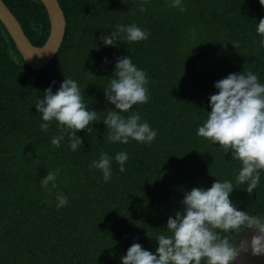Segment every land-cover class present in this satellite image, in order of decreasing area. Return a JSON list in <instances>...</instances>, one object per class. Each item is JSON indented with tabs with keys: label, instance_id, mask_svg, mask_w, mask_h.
I'll return each mask as SVG.
<instances>
[{
	"label": "trees",
	"instance_id": "obj_1",
	"mask_svg": "<svg viewBox=\"0 0 264 264\" xmlns=\"http://www.w3.org/2000/svg\"><path fill=\"white\" fill-rule=\"evenodd\" d=\"M57 1L64 37L40 70L24 64L0 23V264H121L133 243L155 253L168 218L183 212L184 194L216 180L233 182L230 199L238 210L264 218V171L249 195L246 185L235 183L241 162L197 135L211 111L209 97L218 92L215 82L251 71L264 84L259 0H181L184 11L171 7L173 0ZM2 2L30 43L40 46L48 32L42 4ZM133 23L148 32L146 40L128 42L121 33L111 47L99 39ZM124 56L147 73L150 95L120 114L138 112L157 132L151 144L110 142L102 122L115 106L99 89L111 80L109 63L115 78V63ZM64 78L77 82L98 115L90 133H76L83 141L76 151L66 134L59 148L51 144L60 130L53 121L42 131L35 108L43 92L51 86L55 93ZM122 151L128 154L123 172L114 159ZM101 153L113 158L108 181L91 167ZM57 168L56 188L41 187ZM60 193L68 203L57 208ZM239 232L221 235L233 242Z\"/></svg>",
	"mask_w": 264,
	"mask_h": 264
},
{
	"label": "clouds",
	"instance_id": "obj_2",
	"mask_svg": "<svg viewBox=\"0 0 264 264\" xmlns=\"http://www.w3.org/2000/svg\"><path fill=\"white\" fill-rule=\"evenodd\" d=\"M34 1L38 3L39 0ZM259 3L264 6V0H259ZM170 6L184 11L181 0H173ZM59 7L62 11L60 4ZM139 10H145L143 4ZM256 31L264 37V18H260ZM121 33L128 42L143 41L149 35L133 23L129 26L117 25L115 32L99 39L105 46L116 47V42L121 41ZM260 43L264 45V39ZM232 45L234 48L238 46ZM111 70L109 63L111 80L99 89L115 106V110L109 111L102 121L109 130L108 140L122 144L132 143V140L151 144L157 132L147 122L141 121L138 112H132L127 117L120 114L128 112L134 105L148 102L147 73L139 69L129 56L117 59L113 72L115 78ZM61 78L62 75L54 76L48 83L53 81L52 84H55ZM214 86L218 92L209 97L211 111L207 112L206 120L198 127L197 135L222 147L225 154L231 151L233 159L241 162L235 183L246 185L244 190L251 195L260 182V172L264 171V84L253 72L243 71L228 74ZM89 107L93 105L89 104ZM35 108L44 121L40 124L42 131L47 132L52 122H56L60 134L51 140L56 148L60 147L65 134L72 151L81 148L83 141L76 133L82 130L90 133L92 128L89 125L98 121L97 111L86 106L80 87L71 78H64L55 93L49 86L43 92V98L36 100ZM112 159L107 153H101L91 165L102 171L105 181L111 179ZM114 159L123 172L128 154L118 152ZM59 173V168L48 171L40 180L41 187L47 189L51 184L53 189L56 188ZM234 188L230 180H216L207 189L194 187L186 192L181 202L183 212L177 211L174 217L168 218L167 231L155 239L158 243L155 253L143 249L139 243H133L126 255L121 257V264H233L249 247L253 256L264 255V218L238 210L230 199ZM56 199L57 208L68 203L67 196L62 193L57 194ZM244 229L254 230L250 241L240 240L237 244V241L234 242L237 238L231 242L227 236L221 235Z\"/></svg>",
	"mask_w": 264,
	"mask_h": 264
},
{
	"label": "water",
	"instance_id": "obj_3",
	"mask_svg": "<svg viewBox=\"0 0 264 264\" xmlns=\"http://www.w3.org/2000/svg\"><path fill=\"white\" fill-rule=\"evenodd\" d=\"M39 1L46 11L48 33L40 46H34L25 36L19 22L0 0V23L11 38L23 62L34 70L42 69L48 60L57 52L65 29L64 16L58 2L56 0ZM254 234L253 229L241 230L234 242L237 241V244H239L240 240L250 241ZM233 264H264V255L253 256L251 248L249 247L248 251L240 253Z\"/></svg>",
	"mask_w": 264,
	"mask_h": 264
}]
</instances>
